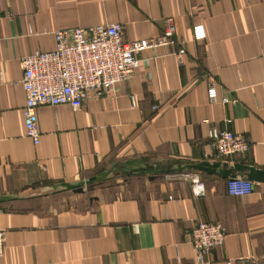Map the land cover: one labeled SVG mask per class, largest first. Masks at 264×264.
Masks as SVG:
<instances>
[{"label": "crops", "instance_id": "obj_1", "mask_svg": "<svg viewBox=\"0 0 264 264\" xmlns=\"http://www.w3.org/2000/svg\"><path fill=\"white\" fill-rule=\"evenodd\" d=\"M108 23L124 42L171 25L175 43L139 53L108 98L37 108L31 143L19 58L52 50L57 30ZM210 126L249 151L211 158ZM250 167L264 171V0H0V264H197L189 235L209 222L227 236L204 264H264V184L240 197L226 187Z\"/></svg>", "mask_w": 264, "mask_h": 264}, {"label": "built area", "instance_id": "obj_2", "mask_svg": "<svg viewBox=\"0 0 264 264\" xmlns=\"http://www.w3.org/2000/svg\"><path fill=\"white\" fill-rule=\"evenodd\" d=\"M194 39H204L200 25L193 27ZM175 29L167 25L161 36L151 39L123 41L122 26L118 23L93 25L88 28L61 29L54 32V47L45 52L35 51L20 57L21 84L26 97L23 109L25 137L39 145L40 130L36 123V109L44 106L66 105L78 111L90 97L108 98L112 88L132 79L140 62L137 55L159 46H172ZM184 50L175 53L176 61L183 64ZM210 103L217 100V92L211 85L207 89ZM130 107H137V100L130 95ZM227 102L226 99L222 101ZM156 110V107H152ZM231 124L230 119H225ZM204 124L208 121H204ZM207 139L211 158L223 159L245 155L250 142L244 135L226 128L210 126ZM191 183L198 196L204 195L203 184L197 174L182 175ZM254 183L243 177L228 178L227 193L233 197L248 196L254 191ZM190 242L197 264H204L212 249L223 246L226 230L218 223H199L190 232ZM6 230L0 229V259L6 246ZM226 264H232L227 261ZM246 264H257L255 258H248Z\"/></svg>", "mask_w": 264, "mask_h": 264}, {"label": "water", "instance_id": "obj_3", "mask_svg": "<svg viewBox=\"0 0 264 264\" xmlns=\"http://www.w3.org/2000/svg\"><path fill=\"white\" fill-rule=\"evenodd\" d=\"M249 172H248V175L247 177H245L247 180H249L250 182L252 183H255V182H260V183H263L264 184V171L263 170H260V169H257V168H248ZM235 176L233 177H229V178H234Z\"/></svg>", "mask_w": 264, "mask_h": 264}]
</instances>
